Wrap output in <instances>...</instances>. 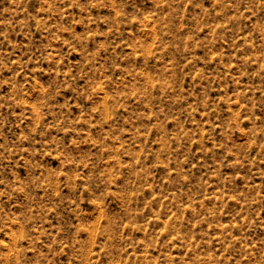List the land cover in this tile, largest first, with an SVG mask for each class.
Masks as SVG:
<instances>
[{"label":"rangeland","instance_id":"rangeland-1","mask_svg":"<svg viewBox=\"0 0 264 264\" xmlns=\"http://www.w3.org/2000/svg\"><path fill=\"white\" fill-rule=\"evenodd\" d=\"M0 264H264V0H0Z\"/></svg>","mask_w":264,"mask_h":264}]
</instances>
